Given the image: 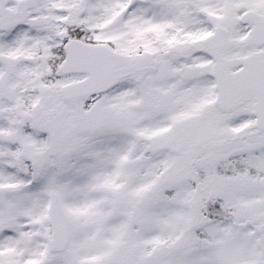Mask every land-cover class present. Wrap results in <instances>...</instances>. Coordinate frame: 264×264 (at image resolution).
I'll list each match as a JSON object with an SVG mask.
<instances>
[{
    "label": "snow or ice",
    "instance_id": "6c2138e0",
    "mask_svg": "<svg viewBox=\"0 0 264 264\" xmlns=\"http://www.w3.org/2000/svg\"><path fill=\"white\" fill-rule=\"evenodd\" d=\"M0 264H264V0H0Z\"/></svg>",
    "mask_w": 264,
    "mask_h": 264
}]
</instances>
